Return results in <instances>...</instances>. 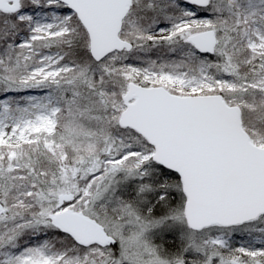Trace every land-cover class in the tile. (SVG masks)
Here are the masks:
<instances>
[{"label": "snow or ice", "instance_id": "snow-or-ice-1", "mask_svg": "<svg viewBox=\"0 0 264 264\" xmlns=\"http://www.w3.org/2000/svg\"><path fill=\"white\" fill-rule=\"evenodd\" d=\"M0 264H264V0H0Z\"/></svg>", "mask_w": 264, "mask_h": 264}]
</instances>
